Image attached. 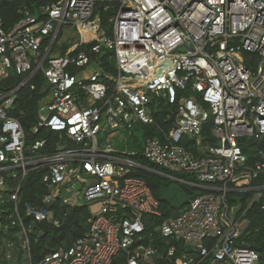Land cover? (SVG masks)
Instances as JSON below:
<instances>
[{"label": "built area", "instance_id": "obj_1", "mask_svg": "<svg viewBox=\"0 0 264 264\" xmlns=\"http://www.w3.org/2000/svg\"><path fill=\"white\" fill-rule=\"evenodd\" d=\"M22 12L10 28L0 16V229H20L23 264H113L121 252L126 264H146L158 254L143 234L145 218L162 215L160 200L130 174L132 159L99 144L97 134L103 122L112 133L157 125L151 112L159 97L171 107L173 126L157 125L162 138L145 137L142 154L193 175L209 192L155 228L189 249L181 264H259L227 193L240 181L264 179V152L249 164L240 144L264 135V0H42L37 11ZM65 26L79 40L63 50ZM106 59L115 72L106 70ZM12 71L21 81L3 87ZM37 72L44 94L28 133L14 110L22 87L37 88ZM208 122L217 143L203 147ZM44 130L57 139L34 138ZM188 140L199 144L198 154ZM31 171L43 172L41 206H21ZM51 201L98 209H90L88 229L71 247L33 262L25 217L59 226ZM175 251L171 244L167 253ZM5 256L11 260L12 249Z\"/></svg>", "mask_w": 264, "mask_h": 264}, {"label": "trees", "instance_id": "obj_2", "mask_svg": "<svg viewBox=\"0 0 264 264\" xmlns=\"http://www.w3.org/2000/svg\"><path fill=\"white\" fill-rule=\"evenodd\" d=\"M41 2L42 0H0V16L3 19L5 27L10 28L18 22L23 17L22 11L25 9H29L32 12L37 11ZM109 56V53H107L105 58ZM102 64L107 71L112 73L116 71L115 66L112 64V59L103 60ZM21 79L20 75L12 71L9 78L4 81L3 87L12 88ZM43 80L42 74L37 72L31 80L32 83L37 84V88L31 90L29 85H25L18 93V104L14 110V115L22 122L26 131H29L31 126L37 122V110L40 106V99L44 94L42 92ZM21 111H23V114ZM151 113L157 125L166 131L172 128L173 122L170 118L167 119V114L171 113V107L163 98H156ZM157 125L144 126L149 136L162 138ZM40 136L47 137L51 142L57 139V136L49 130L42 131L40 135H36L34 138ZM201 142L203 147L217 143V139L213 134V122H208L204 126ZM184 144L198 154V151L194 147L196 143L193 140H188ZM240 144L249 157V164H253L258 159L259 152H264V135L260 138H252L248 142L241 139ZM131 157L137 162L161 171L164 174L175 175L184 180H195L190 174L173 173L168 168L159 167L143 158L141 154L132 155ZM42 173V171H31L27 175L20 194L21 206L26 202L37 206L43 205L42 198L46 189L41 182ZM130 174L146 180L154 195L160 200L162 211L161 216H147L145 218L147 228L143 234V241L146 244H152L159 251L146 264H181L183 253L189 251V249L179 241H172L170 238L162 237L157 228H155L158 224L178 214L180 211L179 208L173 207L168 200L161 198L162 188L168 186L172 180L164 174H157L140 168H132ZM181 186L189 197L209 192L207 189L196 188L184 183H181ZM230 188L231 190L227 193L228 205L230 207L238 206V214H243V219L246 221L242 232V239L248 242L250 247L258 253L259 264H264V179L243 180L231 185ZM51 209L53 210L54 217L60 220L59 226L51 227L49 224L44 225L41 222H33L30 217H25V223L32 225L30 235L31 258L33 262L40 261L45 254L53 250L71 247L74 240L88 229L90 213L87 206H70L57 201L52 205ZM19 230L17 227L0 229V264L24 263V251L19 245ZM10 242H13L12 246H10ZM171 244L176 245V251L174 255L169 256L167 251ZM8 249H12L13 251V258L11 260L6 259L5 256V252ZM207 262H209V259H206L204 264ZM113 264H126L125 252H121Z\"/></svg>", "mask_w": 264, "mask_h": 264}, {"label": "rangeland", "instance_id": "obj_3", "mask_svg": "<svg viewBox=\"0 0 264 264\" xmlns=\"http://www.w3.org/2000/svg\"><path fill=\"white\" fill-rule=\"evenodd\" d=\"M66 37L67 39H65ZM58 39L60 43H63L64 50L71 43L78 41L79 35L74 28L72 29L70 26H65L59 34ZM57 46H59V42L56 44V47ZM105 127V122H103L102 128H104V130H101L97 134V141L99 144H103L105 141L109 142L114 150L128 157H131L135 153H139V151L143 149L145 134L143 128L139 124H136L131 131L121 128L114 136H110L113 128L109 125ZM27 132L29 131L27 130ZM122 132L126 134L122 136ZM80 186V184H77L76 188H80ZM161 198L168 200L170 204L177 209L187 203L189 195L182 188L181 183L172 180L168 186L162 188Z\"/></svg>", "mask_w": 264, "mask_h": 264}, {"label": "crops", "instance_id": "obj_4", "mask_svg": "<svg viewBox=\"0 0 264 264\" xmlns=\"http://www.w3.org/2000/svg\"><path fill=\"white\" fill-rule=\"evenodd\" d=\"M142 128H143V130H144V134H145V137H147V136H149L148 134H147V130L145 129L146 127L144 126V125H140ZM116 133V132H115ZM115 133H112L111 132V134H110V136H114L115 135ZM126 133H123L122 132V136H124ZM106 142V141H105ZM109 146V148L112 150V152L114 153V154H118V155H121L122 157H124V158H130V159H132L131 157H128V156H125V154H122V153H119V152H117L116 150H114L112 147H111V145H110V143L109 142H106V146ZM195 150L196 151H200L198 148H199V144H195ZM143 153V149H141V151H139V153H135V154H133V155H142V157L143 158H145L144 157V155L142 154ZM132 161L133 162H135L134 163V166L133 167H131V169L132 168H140V169H144V170H147V171H151V172H155V173H157V174H164V173H162L161 171H158V170H155V169H153L152 170V168H150L149 166H147V165H144V164H142V163H140V162H137L136 160H134V159H132ZM150 162V161H149ZM135 165H139L140 167H136ZM151 169V170H150ZM168 169H170V168H168ZM170 171L171 172H173V173H176V172H178V171H174V170H171L170 169ZM178 173H183V172H178ZM166 177H168V178H170L171 180H176V181H178L179 183H184V184H187V185H189V186H193V187H196V188H203V189H208L209 187H205V186H201L199 183H197L195 180L193 181L192 179H190V180H184V179H182V178H179V177H177V176H175V175H170V174H164ZM193 176V175H192ZM194 177V176H193ZM195 179V178H194ZM191 197H189V199H190ZM189 202V200L187 201V203ZM187 203H185L183 206H181L180 208H179V210L181 211L186 205H187ZM91 207H90V209H92V210H97L98 209V205L97 204H91L90 205ZM89 209V208H88ZM90 209H89V212H90ZM54 227V226H53Z\"/></svg>", "mask_w": 264, "mask_h": 264}, {"label": "water", "instance_id": "obj_5", "mask_svg": "<svg viewBox=\"0 0 264 264\" xmlns=\"http://www.w3.org/2000/svg\"><path fill=\"white\" fill-rule=\"evenodd\" d=\"M135 163V162H134ZM136 167L138 166V167H140L139 165H135ZM151 170V169H150ZM153 170V169H152ZM49 206H52L53 205V201H51L49 204H48ZM44 225H45V223L44 222H42ZM49 225L51 226V227H53V224L52 223H49Z\"/></svg>", "mask_w": 264, "mask_h": 264}]
</instances>
